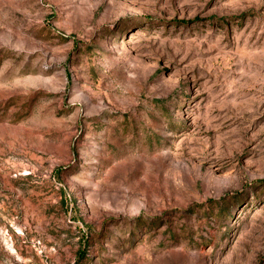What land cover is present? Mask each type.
<instances>
[{
  "label": "rangeland",
  "instance_id": "obj_1",
  "mask_svg": "<svg viewBox=\"0 0 264 264\" xmlns=\"http://www.w3.org/2000/svg\"><path fill=\"white\" fill-rule=\"evenodd\" d=\"M0 264H264V0H0Z\"/></svg>",
  "mask_w": 264,
  "mask_h": 264
}]
</instances>
